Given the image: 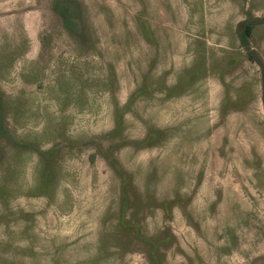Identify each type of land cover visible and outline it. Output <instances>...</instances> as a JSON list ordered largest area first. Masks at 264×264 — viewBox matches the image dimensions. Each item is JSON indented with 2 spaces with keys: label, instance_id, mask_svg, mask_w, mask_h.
<instances>
[{
  "label": "rangeland",
  "instance_id": "374dc122",
  "mask_svg": "<svg viewBox=\"0 0 264 264\" xmlns=\"http://www.w3.org/2000/svg\"><path fill=\"white\" fill-rule=\"evenodd\" d=\"M0 264H264V0H0Z\"/></svg>",
  "mask_w": 264,
  "mask_h": 264
},
{
  "label": "trees",
  "instance_id": "16d2710c",
  "mask_svg": "<svg viewBox=\"0 0 264 264\" xmlns=\"http://www.w3.org/2000/svg\"><path fill=\"white\" fill-rule=\"evenodd\" d=\"M65 25H66V28H67L69 31H73V30H75V29H74L75 22L72 21V19H67V18H65ZM251 29H252V27H251L249 24L245 27L244 35H245L246 37H248V35L250 34ZM245 41H246V39H244L243 42H245ZM243 46L246 47V48H248L247 45H246V43H243ZM248 50H249V49H248Z\"/></svg>",
  "mask_w": 264,
  "mask_h": 264
}]
</instances>
